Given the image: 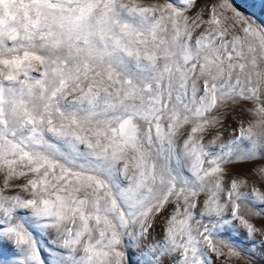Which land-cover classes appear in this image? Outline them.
Wrapping results in <instances>:
<instances>
[{
    "label": "snow or ice",
    "instance_id": "1",
    "mask_svg": "<svg viewBox=\"0 0 264 264\" xmlns=\"http://www.w3.org/2000/svg\"><path fill=\"white\" fill-rule=\"evenodd\" d=\"M257 161L264 18L234 0H0V264L251 258Z\"/></svg>",
    "mask_w": 264,
    "mask_h": 264
},
{
    "label": "rangeland",
    "instance_id": "2",
    "mask_svg": "<svg viewBox=\"0 0 264 264\" xmlns=\"http://www.w3.org/2000/svg\"><path fill=\"white\" fill-rule=\"evenodd\" d=\"M140 2L143 3H166L167 0H140ZM235 6L238 8L239 11H241L245 16H252L255 14V16H259L261 18H264V2L262 0H234ZM39 71H42V69H38L36 72L33 73V75H39ZM235 113L229 114L227 119L225 120V129L224 132V138L230 139L231 138V130L233 128L237 127L236 121L233 120V116ZM257 164H264V161H257ZM252 165H243L240 166L238 169L234 170H244L246 171L248 168H251ZM23 181H16V183H22ZM264 182H261L258 177H256L254 174L249 178V185L248 188L244 190H249L252 186L260 187L261 184ZM0 184H2V178H0ZM264 191V188L261 189ZM15 192H18L21 195L27 196L28 193H25L21 191L19 188L15 189ZM246 210L242 208V214H245ZM254 223L259 227L262 223H264V220H261L259 218L251 217ZM235 227L239 230L240 239L244 238L245 229L239 224L238 221L234 222ZM157 231H159V224L157 225ZM259 239V234L257 236ZM123 251L124 249L121 248ZM136 250V249H134ZM5 254L7 255L10 252V249L5 248L4 249ZM243 255V254H242ZM135 260V257H133ZM223 259V258H221ZM219 264V262H218ZM232 264H264V252L256 251L254 256L251 258L244 257V259L240 262L233 261Z\"/></svg>",
    "mask_w": 264,
    "mask_h": 264
}]
</instances>
